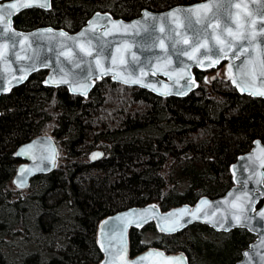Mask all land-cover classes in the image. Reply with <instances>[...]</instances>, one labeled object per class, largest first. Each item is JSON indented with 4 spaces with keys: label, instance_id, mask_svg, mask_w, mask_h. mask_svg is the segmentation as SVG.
Masks as SVG:
<instances>
[{
    "label": "trees",
    "instance_id": "obj_1",
    "mask_svg": "<svg viewBox=\"0 0 264 264\" xmlns=\"http://www.w3.org/2000/svg\"><path fill=\"white\" fill-rule=\"evenodd\" d=\"M199 0H50L13 17L21 30L75 31L96 11L131 19ZM184 96L95 81L87 96L42 83L46 69L0 95V264H90L102 258L98 221L120 209L156 203L162 210L232 184L230 164L254 139L264 143V98L239 93L229 80L206 81ZM49 132L63 162L30 178L26 192L9 186L19 145ZM102 151L91 161L88 153ZM254 235L194 222L175 233L149 221L128 232L131 255L148 247L183 252L191 264H235Z\"/></svg>",
    "mask_w": 264,
    "mask_h": 264
},
{
    "label": "water",
    "instance_id": "obj_2",
    "mask_svg": "<svg viewBox=\"0 0 264 264\" xmlns=\"http://www.w3.org/2000/svg\"><path fill=\"white\" fill-rule=\"evenodd\" d=\"M9 0H0V3H8ZM50 3V0H49ZM217 4L231 5L230 11H232L234 18L228 20L223 9L217 14ZM239 4L241 7H237ZM195 5H206L205 8H194L192 15V21L194 27H199L201 29L200 33H195L193 27H188L187 21L184 20V13L178 12L174 16L168 15L174 8L188 9ZM33 7H39L33 6ZM41 8V7H40ZM44 8V9H49ZM145 11L152 14V16H145ZM12 16V26L17 32H22L24 37H16L13 39L11 36L4 37L0 36V48L3 51V57H0V86L4 88L10 87V90L21 83H23L33 72L39 69H46L47 72L42 81L44 85L57 87L64 86L68 89L70 93L84 95L82 92H72L69 85L66 83H61L59 85L45 84L44 81L50 76L56 79L60 78L62 74L60 69L63 68V73L66 74L65 78L72 80L76 74L81 77H85L82 83H87L92 81L91 85L87 89V93L93 87L95 80L102 77L109 76L112 81L118 83L141 87L153 92L159 96H184L191 91H194L197 87V80L195 79L193 68L200 70H207L212 68H217L218 66L223 67V77L228 79L235 88L236 86L232 84L231 79L227 76V68L229 64L228 56H225L219 61V63L210 64V61L205 60L206 55H215V52L219 50L220 45L216 43V36L219 35L221 39H227V34L224 31L225 23H229L233 29L236 27L237 19H239L241 24L247 29L252 28L251 21L255 20L257 27L264 24V0H199L188 4H176L167 9L160 11H153L149 9H142L140 14L131 19L115 18L109 12L96 11L94 12L86 22L75 31H68L64 28H56L52 26H37L29 30H21L14 26ZM99 14L104 17L98 20L99 28L97 29L99 35H103V31L106 28H112L113 25L108 23L109 20L121 21L123 25H127V29H123L121 25H116L115 27L120 28V31L112 32L109 36L104 37L107 40H113L115 43L127 42L129 47L124 54L126 59V64L116 65L118 75L127 76L129 73L131 77L135 80H143L144 84L140 83H130L125 84L122 80L112 79V72L104 75L100 72V69L96 67L95 57L98 54L93 52L91 56L87 55L80 47L83 43L86 48L96 47V41L99 39L97 36L95 39L90 37L89 33L92 29L89 28V21L93 20L94 17ZM153 17H162L160 19L154 20ZM213 18L219 23V27L213 24ZM203 21V23L197 24V20ZM133 21H139L138 24L133 25ZM175 21V22H174ZM247 22V23H245ZM161 23H163L164 32L160 31ZM51 29L49 35L53 36L51 43L47 38L41 39L39 36V30ZM63 30L70 36L77 37L76 41H69L68 44L72 48L71 58L68 55L60 54L64 51L63 48H56L55 44L57 41L62 39L59 36V32ZM174 30V31H173ZM84 32V36H79L78 34ZM36 35H33V34ZM26 38V39H25ZM200 39L201 44H208L212 47V53L208 52L207 48L200 47L199 51L193 52L192 48L197 39ZM93 39V43L89 44L88 41ZM261 45L264 46V38L257 37ZM21 40L24 42L21 43ZM160 40H163L166 48H161L159 46ZM187 40L188 43L185 44L183 41ZM176 41H179L178 43ZM175 43V48L173 44ZM246 44L247 41H244ZM145 45H148L147 47ZM51 47L52 51L48 48ZM240 42H236L235 47H233L232 52H236L237 56L231 61L236 67H233L232 72L240 78L241 69L238 67L240 64L244 63V55L239 53ZM115 48L109 49L105 55L110 56ZM135 52L137 54V60H133L131 53ZM184 52H188V55H184ZM17 53H19L21 59H17ZM166 53V54H165ZM60 54L61 63H57L56 57ZM28 58H37L38 60L45 61L46 63L41 65L38 64L35 70L29 71L26 78L20 79L22 73V65L27 67L31 61ZM6 58V59H5ZM159 58V59H158ZM197 58L203 64H210L207 67H201L200 63H197ZM80 59L84 61L91 62V69H89L88 63H80ZM79 64V67H73V61ZM138 61V62H137ZM10 62V63H9ZM104 67H113L111 59L104 60ZM143 69V72H141ZM91 70L93 75L89 76L88 73ZM168 72L169 75H165ZM13 77H16L18 82L9 85L8 81ZM216 77L215 75L210 76V80ZM194 86L189 88L187 85L193 83ZM147 84L154 85L153 88L147 87ZM166 86V87H165ZM259 85H257L258 87ZM161 88L162 91L157 92L154 89ZM236 90L241 94H247L252 96L248 92H241L238 88ZM9 91H0V95L5 94ZM164 92H167L165 95ZM252 97H262V96H252ZM264 98V97H262ZM259 140L260 144L256 141ZM35 142V143H33ZM31 144L30 149H25L26 145ZM55 149V152L52 149ZM264 148V143L261 142L259 138L254 139L251 148L239 154L236 159L230 164V171L232 173L233 184L221 195L216 197H208L206 195L200 196L192 204L182 203L176 206H172L168 209L162 210L156 203L149 202L143 205H132L118 211H115L103 218H101L96 227V241L102 252V258L96 263L90 264H102L105 261L108 253L101 248V241L107 246L109 243L115 245L112 252L116 251V248L120 247L114 237V228H120L123 226V222L116 220L115 218L124 212L129 210H136V214L129 216V220H137L138 223H129L126 230L124 231V238L127 243V259L129 261H135L138 257L144 256L146 253L151 252H163L165 257H180L183 256L182 261H167L158 255L147 256L143 264H191L189 263L186 255L183 252L176 253H166L157 247H148L145 250L136 253L134 255L130 254L129 251V239L128 232L131 227L140 228L145 223L153 221L157 230L164 233H175L180 231L194 222H199L210 226L215 231L227 232L232 228H245L248 232L254 235V239L248 243V245L242 249L240 258L235 262V264H264L262 260V254H264V218L260 217L259 210L264 208V183H258L262 179L261 173H264V154L261 153V149ZM22 149L27 151V155L22 153ZM92 153H101L99 149L92 150L88 157L91 161H94L101 157L98 155L95 159L92 157ZM15 156L20 159V162L16 166L15 172L12 175L11 181L17 189H24L27 187L29 180L36 174L44 173L55 166L53 165L52 159H43L44 157L54 156V163L56 164L57 159V145L50 134L42 133L36 135L29 139L28 141L22 143L15 150ZM35 157V159H33ZM23 165H28L32 171L28 173L27 176H23L20 172V168ZM25 171H28L27 169ZM22 178L24 180V186L20 187L17 183V179ZM202 200H206L207 203H201ZM200 205V209L197 215L202 217L206 214L208 219L201 218L199 220L192 218L187 213L196 211L197 205ZM241 205L248 209L246 215L249 219L245 220L241 216V223L237 224L235 220H232V214H241ZM149 206H154L149 213H144L141 210L148 208ZM185 206H187L185 208ZM183 211H174V210ZM171 214V215H169ZM227 216L228 221H225V227L220 228L215 226L213 223L209 222L211 220H219L221 217ZM147 217V219H145ZM161 217H167V222H162ZM109 218H112L109 220ZM108 221L107 224H102V222ZM182 223V227H176L175 231L165 232L162 231L164 227H172ZM101 227L104 228L103 234L101 233ZM119 233H115L118 236ZM116 264H120L122 257L120 255L116 256Z\"/></svg>",
    "mask_w": 264,
    "mask_h": 264
},
{
    "label": "snow or ice",
    "instance_id": "obj_3",
    "mask_svg": "<svg viewBox=\"0 0 264 264\" xmlns=\"http://www.w3.org/2000/svg\"><path fill=\"white\" fill-rule=\"evenodd\" d=\"M39 6L41 8H48L50 7L49 0H9L8 3H0V36L8 37L11 36L13 39L16 37H24V34L22 32H17L16 29L12 26V16L15 13H20L23 9L33 7V6ZM207 7L206 5H195L191 8L188 9H181V8H174L168 15L174 16L178 12H183L184 13V20L187 21L188 27H193L195 33H200L201 29L199 27H194L193 21H192V15L194 12V8H205ZM237 7H241L239 4H237ZM217 14L218 15L219 11L223 9L224 13L226 14V17L228 20H232L234 18V15L232 11H230L231 5H224V4H217ZM145 16H152L151 13L145 11ZM104 17H101L99 14H97L96 17L93 18V20L89 21V28L92 29V31L89 33L90 37L95 39L97 36H99V39L96 41L97 46L96 47H91V48H86L83 43L80 44L81 49L89 56L92 55L93 52H97L98 54L95 57L96 60V67L100 69V72L104 75L108 74L109 72H112V79L114 80H122L123 83L125 84H130V83H140L144 84L143 80H135L131 77V74L129 73L127 76H122L117 74V67L116 65L118 64H126L127 61L124 58V54L127 51V48L129 45H127V42L122 43H115L113 44V40H107L104 39V37H107L110 35L112 32L120 31V28L115 27L116 25H121L123 29H127V25H123V22L121 21H112L109 20L108 23L112 24V28H106L103 31V35H99L97 29L100 27L99 24L97 23L98 20L103 19ZM154 20L160 19L162 21V17H153ZM237 19L236 27L233 29V27L229 23H225L224 26V31L227 34V39H221L219 35L216 36V43L220 45L219 50L215 52V55H206L204 57L205 60L210 61V64H215L219 63L221 59H223L225 56H228L229 58V64L227 68V76L231 79L232 84L236 86L241 92H248L252 96H262L264 97V46L261 45L260 41H258L257 37L264 38V24L259 25L257 27L256 21L252 20V28L249 30L247 29L244 24H241L239 19ZM261 19H264V17H261ZM175 22V21H174ZM139 21H133L132 24H138ZM197 24L203 23L201 20H197ZM247 23V22H245ZM213 24L216 25V27H219V23L216 19L213 18ZM51 29L47 30H39V36L41 39L47 38L49 42L51 43L53 36L49 35L51 33ZM160 31L164 32V26L163 23H161ZM174 31V30H173ZM33 35H36L35 33ZM79 36H84L85 33L82 31L81 33L78 34ZM59 36L62 38L57 43L55 44L56 48H63L64 51L60 54L68 55L71 58V53H72V48L69 46L68 42L69 41H76L77 37L70 36L68 33L64 32L61 30L59 32ZM26 39V38H25ZM93 39H90L88 41L89 44L93 43ZM244 41H247L245 44ZM24 41L21 40V43ZM177 43L179 41H176ZM185 44L188 43L187 40L183 41ZM236 42H240V47H239V53L244 55L245 60L243 64H240L238 67L241 69V75L240 78L237 79V76L233 74L232 69L233 67H236L237 65H234L231 63L233 59L236 58L237 53L232 52L233 47H235ZM146 47L148 45H145ZM159 46L161 48H166V45L163 40H160ZM115 48V51L111 53L110 56L105 55L106 52L109 51L111 48ZM173 47L175 48V43L173 44ZM200 47H204L208 49L209 53H212L213 49L210 47L208 44L200 43V39L198 38L197 41L194 43V46L192 48L193 52L199 51ZM49 51H52V48H48ZM60 54H57L56 60L57 63H61L60 61ZM166 54V53H165ZM184 55H188V52H184ZM131 56L133 60H137V54L135 52L131 53ZM0 57H3V51L2 48H0ZM6 59V58H5ZM17 59L20 60L21 57L19 53H17ZM25 59H29L31 63L27 66L24 67L22 65V73L20 79L26 78V75L29 71L35 70L38 64H45V61L38 60L37 58H28L26 57ZM111 59L113 67L107 68L104 67L103 61ZM159 59V58H158ZM138 62V61H137ZM10 63V62H9ZM80 63H88L89 69H91V62L90 61H84L83 59H80ZM197 63L201 64V67H207L210 66V64H203L200 62V60L197 58ZM73 67H79V64L73 61ZM61 75L59 79L49 77L47 80L44 81L45 84H51V85H59L61 83H66L69 85L70 89L72 92H82L84 95H87V89L91 85L92 81H88L87 83H82L81 81L85 79V77L79 76V74H76V76L73 77L72 80H68L65 78V75L63 73V68L60 69ZM141 72H143V69H141ZM89 76L93 75L91 70L88 73ZM165 75H169L168 72H165ZM215 79V77L213 78ZM18 82L16 77H13L11 80L8 81L9 85ZM257 85H259L257 87ZM147 87L153 88L154 85L152 84H147ZM189 88L194 86L193 83H189L187 85ZM166 87V86H165ZM157 92L162 91L161 88H155L154 89ZM0 91H10V87L4 88L0 86ZM166 95L167 92H164ZM35 143V142H33ZM257 144H260V141H256ZM32 147L31 144L26 145L25 149H30ZM53 152H55V149L53 147L52 149ZM261 153L264 154V148H262ZM22 153L27 155V151H24L22 149ZM98 155H101V153H92L93 159H95ZM35 159V157H33ZM43 159H52L53 160V165L55 166L54 163V156H49V157H44ZM28 171H25V170ZM32 171V169L29 168L28 165H23L20 168V172L23 176H27L28 173ZM262 179L258 181V183H264V173H261ZM17 183L20 187L24 186V180L22 178L17 179ZM201 203H207L206 200H202ZM154 206H149L146 209L141 210L144 213H149L151 212L152 208ZM187 206H185L186 208ZM241 207V214L237 215L236 213L232 214V220H235L237 224L241 223V216L245 220L249 219V217L246 215L248 209L245 208L243 205ZM200 209V205H197L196 211H193L191 213H187V215H190L194 219H201L205 218L208 219L207 215L205 214L203 217L201 215H197V212ZM174 211H183L181 210H174ZM136 214V210H129L128 212H124L119 214L115 219L118 221L123 222V226L120 228H114V237L117 240V243L120 245V247L116 248L115 252H112L111 249L115 247V245L109 243L107 246L101 241L100 246L102 249L105 250L108 255L106 256L105 261L102 262V264H116V256L120 255L122 257L120 264H143L145 258L150 255H158L159 257L163 258L164 260L167 261H182L184 258L183 256L180 257H172L168 256L165 257V254L163 252H151V253H146L142 257H138L135 261H129L127 257V243L124 238V231L127 228V225L129 223H138L137 220H129V216H133ZM171 215V214H169ZM259 215L260 217L264 218V208H261L259 210ZM112 218H109L111 220ZM147 219V217H145ZM162 222H167V217H161L160 218ZM225 221H228V217L224 216L221 217L219 220H211L209 219L210 223H213L215 226L224 228L225 227ZM108 221L102 222V224H107ZM183 224L180 223L176 226L172 227H164L162 228V231L165 232H172L176 230V227H182ZM104 228L101 227V233L103 234ZM119 233L118 236H115V233ZM262 260H264V254H262Z\"/></svg>",
    "mask_w": 264,
    "mask_h": 264
},
{
    "label": "rangeland",
    "instance_id": "obj_4",
    "mask_svg": "<svg viewBox=\"0 0 264 264\" xmlns=\"http://www.w3.org/2000/svg\"><path fill=\"white\" fill-rule=\"evenodd\" d=\"M210 71H208L207 73H206V75H205V80L206 81H209V77L211 76V75H215L216 77H222V78H224L223 77V68L222 67H217L216 69H209ZM225 79V78H224ZM44 133H47V134H50L49 132H44ZM94 150V149H93ZM92 151V150H91ZM90 151V152H91ZM89 152V153H90ZM88 153V154H89ZM63 153L61 152V151H59V152H57V160H56V165L58 164V163H60V162H63L64 160H63ZM9 186L12 188V189H14V190H20V194H24L25 192H26V188H24V189H17L15 186H14V184L12 183V181H10V183H9Z\"/></svg>",
    "mask_w": 264,
    "mask_h": 264
}]
</instances>
